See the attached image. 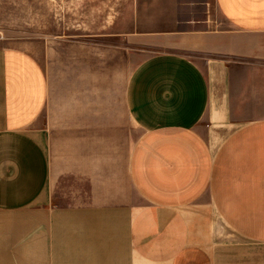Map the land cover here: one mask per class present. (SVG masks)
Masks as SVG:
<instances>
[{
    "label": "crops",
    "instance_id": "0c3cea01",
    "mask_svg": "<svg viewBox=\"0 0 264 264\" xmlns=\"http://www.w3.org/2000/svg\"><path fill=\"white\" fill-rule=\"evenodd\" d=\"M60 1L0 36V264H258L264 0Z\"/></svg>",
    "mask_w": 264,
    "mask_h": 264
},
{
    "label": "rangeland",
    "instance_id": "374dc122",
    "mask_svg": "<svg viewBox=\"0 0 264 264\" xmlns=\"http://www.w3.org/2000/svg\"><path fill=\"white\" fill-rule=\"evenodd\" d=\"M72 8L71 4L64 9L60 0H0V36L4 39L25 40L52 39L65 31L72 34L77 26ZM150 49L155 52L167 50L159 47ZM246 253L247 257L244 258L250 257L256 259L258 264H264L263 245L248 249Z\"/></svg>",
    "mask_w": 264,
    "mask_h": 264
}]
</instances>
